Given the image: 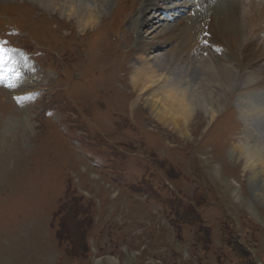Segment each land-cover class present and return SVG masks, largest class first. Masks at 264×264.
<instances>
[{"label": "rangeland", "instance_id": "rangeland-1", "mask_svg": "<svg viewBox=\"0 0 264 264\" xmlns=\"http://www.w3.org/2000/svg\"><path fill=\"white\" fill-rule=\"evenodd\" d=\"M30 1L40 11L15 12ZM108 1L83 29L65 0H0L6 26L23 29L19 45L54 70L34 62L18 83L0 58V264H264V173L240 149L264 151V87L241 102L220 86L214 115L197 106L184 128L163 124L147 103L152 89L133 86L137 55L127 52L163 29H141L134 7L119 40L113 23L128 10L112 14L118 1ZM203 33L183 41L200 43L199 60L210 47ZM175 48L155 54L170 63Z\"/></svg>", "mask_w": 264, "mask_h": 264}, {"label": "bare ground", "instance_id": "bare-ground-1", "mask_svg": "<svg viewBox=\"0 0 264 264\" xmlns=\"http://www.w3.org/2000/svg\"><path fill=\"white\" fill-rule=\"evenodd\" d=\"M97 1L94 0V3ZM170 1L146 0L142 7L141 14L147 15L149 11H158L161 3L168 2L164 9L173 10L166 15V20L170 18L174 22L169 24L167 21L163 25L159 17L139 21L143 30H163L152 38L143 34L140 36L131 80L140 94L152 89L147 103L156 109L153 113L159 121L174 128H184L197 106H205L212 115L215 114L221 98L220 86L237 90L241 102L251 92L264 87V66L248 69L254 61L264 60V0H239L238 5L231 0H184V4L180 0ZM108 3V0H101V4L94 7L89 5L88 0H65L60 8L69 9L67 16L76 15L79 26L86 29L98 24L97 8H103ZM183 14H186L185 17ZM205 28L210 32V39L207 38L210 47L207 57L199 60V49L196 52L193 50L196 46L200 47V43L192 41L183 46V41L192 30L196 29L200 36ZM171 43L176 48L169 63L165 61L166 55L155 54V51ZM10 62L16 71L18 63L11 58ZM199 68L200 73L194 76L193 70ZM243 74L248 78L244 79ZM259 133L264 137L262 130ZM240 149L245 155L246 167L253 171L258 169L263 174L264 151L260 146L243 143Z\"/></svg>", "mask_w": 264, "mask_h": 264}, {"label": "snow or ice", "instance_id": "snow-or-ice-1", "mask_svg": "<svg viewBox=\"0 0 264 264\" xmlns=\"http://www.w3.org/2000/svg\"><path fill=\"white\" fill-rule=\"evenodd\" d=\"M6 42H0V58H7L8 55L12 52H15V49L4 47L3 45ZM14 85L9 84L8 87H13ZM17 101L19 102L21 98L17 97Z\"/></svg>", "mask_w": 264, "mask_h": 264}, {"label": "trees", "instance_id": "trees-1", "mask_svg": "<svg viewBox=\"0 0 264 264\" xmlns=\"http://www.w3.org/2000/svg\"><path fill=\"white\" fill-rule=\"evenodd\" d=\"M200 229V228H199Z\"/></svg>", "mask_w": 264, "mask_h": 264}]
</instances>
